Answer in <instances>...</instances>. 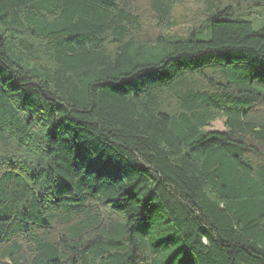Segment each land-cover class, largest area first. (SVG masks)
<instances>
[{
	"label": "trees",
	"instance_id": "trees-1",
	"mask_svg": "<svg viewBox=\"0 0 264 264\" xmlns=\"http://www.w3.org/2000/svg\"><path fill=\"white\" fill-rule=\"evenodd\" d=\"M198 1L0 0V264H264V0Z\"/></svg>",
	"mask_w": 264,
	"mask_h": 264
},
{
	"label": "rangeland",
	"instance_id": "rangeland-1",
	"mask_svg": "<svg viewBox=\"0 0 264 264\" xmlns=\"http://www.w3.org/2000/svg\"><path fill=\"white\" fill-rule=\"evenodd\" d=\"M204 12L203 0L190 3H177L172 8V19L175 21L174 31L184 33L196 22V18ZM224 129L222 121L212 123L210 130L222 131Z\"/></svg>",
	"mask_w": 264,
	"mask_h": 264
}]
</instances>
